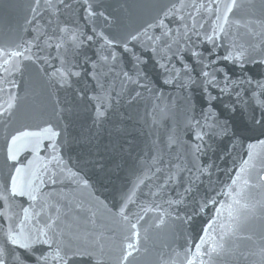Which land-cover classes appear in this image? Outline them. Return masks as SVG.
I'll return each instance as SVG.
<instances>
[{"label":"snow or ice","instance_id":"obj_1","mask_svg":"<svg viewBox=\"0 0 264 264\" xmlns=\"http://www.w3.org/2000/svg\"><path fill=\"white\" fill-rule=\"evenodd\" d=\"M27 7L25 23L32 27L23 30L33 35L0 42V264H136L147 251L149 228L184 241L182 251L159 256V264H222L235 256L241 224H264V80L245 74L248 65L264 66V0H31ZM140 13L149 19L130 23ZM144 53L163 84L182 93L176 98L182 120L165 140L148 145L144 160L133 159L131 143L121 145L124 155L113 159V170L129 169L128 183L116 190L112 207L98 199L87 208L77 203L75 211L87 215L82 222L73 216V228L61 207L67 195L46 189L87 190L84 169L101 164L86 157L69 166L65 159L74 114L91 104L98 134L128 87L137 89L130 100L149 93L159 102L153 127L173 112L172 98L153 89L143 72ZM222 63L242 75L231 78ZM85 77L95 82L91 94L87 86L74 87ZM193 87L212 109L223 103L246 117V127L260 129L255 142L245 144L212 110L197 116L188 94ZM224 139L232 167L224 169L227 180L214 184L219 166L204 157ZM198 217L206 219L195 232ZM248 255L250 264H264V245Z\"/></svg>","mask_w":264,"mask_h":264},{"label":"water","instance_id":"obj_2","mask_svg":"<svg viewBox=\"0 0 264 264\" xmlns=\"http://www.w3.org/2000/svg\"><path fill=\"white\" fill-rule=\"evenodd\" d=\"M125 0H105V3L118 5L124 3ZM139 2V0H127V3L132 4ZM31 0H0V42L5 39L15 38L17 35L30 38L33 33L31 31H24V28H31V25L25 23V18L29 16L28 5ZM119 15V11H117ZM149 19L147 13H140L134 16L130 23L137 25ZM83 25L85 21L80 20ZM247 39V37H245ZM89 56H94V50L87 49ZM121 54L125 57L124 67L127 71H132L131 63H127V54L121 50ZM146 59V64L143 65V72L151 81L153 89H157L159 93H163L164 97L172 98L175 105L173 112L166 118L161 120L157 127H153L151 119L153 109L159 102L156 101L151 94L144 93L143 98L130 100L134 96L137 89L128 87L125 94L120 97L119 103H114V107L109 111V117L103 128L97 134V128L93 125L94 111L91 104L82 106L72 117L71 127L65 133V136H70L73 139V144L64 149L63 155L69 162V166L75 165L83 161L84 158L89 157L93 160L99 159L101 164L95 166H88L84 169L85 179L90 181L91 187L87 190L73 191V187H65L63 184H57L54 188L46 189V191L53 190L64 192L67 195V200L61 201L62 212L68 213L66 222L72 226L73 216L79 215L81 222L87 213H77L75 206L77 203L83 202L85 208L91 206L98 199L112 207L116 201L113 196L117 189L124 188L130 178L129 169L123 171H114L112 161L119 160L124 153L120 152L121 145L127 149L128 144L132 145L133 159L139 156L141 160L149 155L148 145L155 139L157 143L166 139L167 130L175 127L182 120L181 102L177 97H181L182 93L170 85L163 84L164 75L156 66L155 61L149 58V54H143ZM186 62L192 63L190 58L186 57ZM179 67V65H177ZM221 67L228 72L229 76L237 79L242 75L241 69L238 66L222 63ZM196 71H199L197 68ZM245 74L254 79L264 80V66L248 65L245 69ZM108 84V81H104ZM87 86L89 94L95 89V82L91 78L85 77L80 82L75 83V88H84ZM115 87V85H113ZM191 102L195 107L196 115L200 113L214 111L220 119L228 120L233 131L238 135L247 138L245 144L248 142H255V137L260 134V129H253L250 126L246 127V117H242L237 112H229L225 109L223 103L214 102L215 108L212 109L208 103V97L203 93L199 87H193L189 91ZM213 94L215 90H213ZM63 95V94H62ZM115 95V92H113ZM71 99V94H68ZM121 128L124 131L117 133L116 129ZM190 133L185 135L187 140ZM93 138L92 143L87 142L88 138ZM228 147V151L224 148ZM231 151L228 139L223 140V144L217 148L213 145V151L209 153L204 160L209 158L215 161L218 165L217 173L213 176V183L217 184L220 180H227L224 175V169L232 167V159L228 158ZM27 155V154H26ZM102 165V166H101ZM131 166V164H130ZM207 188V183L201 186V193ZM115 211V209H113ZM204 218H197L194 224L195 232H199L201 221ZM149 239L147 241V251L138 256L136 264H159L158 257L171 252L173 249L182 251L183 238L177 234L173 236L171 231H158L149 228ZM195 234V233H194ZM251 237V239H249ZM261 245H264V224L259 220L249 219L247 222L241 224L238 236L234 238L233 250L236 252L235 256H228L224 259L222 264H250L254 259L248 253L255 251ZM243 253L241 257L239 254Z\"/></svg>","mask_w":264,"mask_h":264}]
</instances>
